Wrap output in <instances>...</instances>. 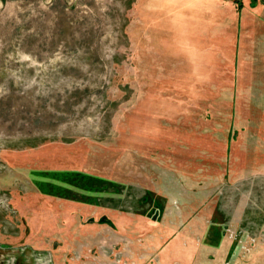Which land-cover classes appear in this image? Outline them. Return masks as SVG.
<instances>
[{
  "label": "rangeland",
  "instance_id": "obj_1",
  "mask_svg": "<svg viewBox=\"0 0 264 264\" xmlns=\"http://www.w3.org/2000/svg\"><path fill=\"white\" fill-rule=\"evenodd\" d=\"M0 264H264V0H0Z\"/></svg>",
  "mask_w": 264,
  "mask_h": 264
}]
</instances>
